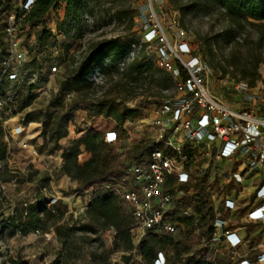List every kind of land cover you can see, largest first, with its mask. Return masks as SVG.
<instances>
[{"label":"rangeland","instance_id":"rangeland-1","mask_svg":"<svg viewBox=\"0 0 264 264\" xmlns=\"http://www.w3.org/2000/svg\"><path fill=\"white\" fill-rule=\"evenodd\" d=\"M189 1L91 0L97 9L93 14L94 24L86 28L84 35L81 16L79 23L74 19L70 20L65 13L66 5L61 2L45 16V25L49 31L46 32L41 46H36V29L22 32L20 46L27 49L25 72L39 71L42 80L34 89L36 97L32 104L21 111L16 107L15 81H10L6 77L1 80L5 99H0L4 102L0 106V124L3 129V139L8 146L6 151L8 156L0 162V264H13L12 261H17V264H56L57 258H54V253L50 255L44 250L43 245L50 241L49 237L38 232L22 235L16 228L5 229L4 225H7V221L4 222L3 219L12 215L19 201H28V197L34 195L33 188L24 192L29 185L28 182L44 184L45 187L41 192L39 189V192L43 193L50 202H53L55 197L62 199L76 190L82 191L80 187L82 185H76L61 170L60 150L64 148L70 137L83 129L112 128L117 134L121 133L120 124L124 121L122 117L124 115L121 116L117 111L122 114L130 113L133 124L130 134L121 133L123 139L110 144L118 151L121 158L127 156L134 138L139 139L147 135L148 129L140 119L143 116L145 120L149 119V112L153 113L158 104L159 94L154 87L168 83L167 74L158 65L157 48L145 38L148 30L146 25L151 21L161 23L173 42H178L180 39L186 42L193 55L198 56L208 65L212 71L211 83L214 88L225 91L232 89L240 81L248 82L250 86L257 88L262 86L264 44L261 47L256 45L255 29L249 24H245L242 29L234 28L218 5H211L207 11L201 10L196 14L189 13L182 16L176 5ZM150 2L154 16L149 15L148 12ZM20 4L21 0H0V33H3L8 16L16 14ZM177 32L183 33L180 39ZM109 38L119 39L125 48L134 41L142 43L143 48L137 61L138 65H142L141 68L144 67L149 72V76L145 78L146 90L136 94L126 83L129 75L122 76L116 70L106 72V82L99 88L89 84H82L74 91H66L62 88L63 85L67 86L70 83L67 79L70 69L68 63L71 61L73 51L81 47L89 48L92 43ZM257 54H261L262 57L257 70L246 72L245 66L248 61ZM32 59L36 62L33 63ZM53 65L59 66L60 71L49 77V68ZM97 91H102L99 98L96 97ZM86 99L99 102L91 113L88 112V104L84 102ZM70 104H77L79 109L68 112V134L59 140L57 146L47 140L42 123L39 122L41 133L29 139V143L39 154L34 159L29 151L21 146L20 138L10 136L9 131L18 123L28 125L29 121L25 118L27 111L33 109L66 111ZM101 105L106 106L109 112L107 116L98 115L97 109ZM16 178L23 182L18 183ZM96 188H99L98 184H94L90 189L93 192L90 193V197L97 192ZM220 190L224 194L227 191L229 193L230 187H223ZM215 203L216 201H213L212 205ZM243 205V203L240 205L237 212L224 213L230 219V226L246 225L244 245L234 252V249L223 243L214 246L207 244L205 253L208 262L216 263L219 259L220 264H235L247 256L250 247H264L261 225L243 220ZM82 223H90L86 210L79 208V210L74 209L73 212L64 211L62 218L49 232L56 233L59 229L63 234H68L69 227ZM14 232L17 233L16 236ZM111 234L112 231L107 233L76 231L68 235L66 249L67 255L72 258L71 264H88L90 257L95 254L98 256L95 258L97 264H149L142 259L137 249L131 253L120 251L119 244L113 239L110 241ZM171 236L174 242L179 243L182 250L189 249L193 252L204 246V239L195 226H186L184 230H177ZM57 241L59 242V239H55L54 243ZM134 241L137 245L136 236ZM163 250L167 256L165 264H178L172 245H168Z\"/></svg>","mask_w":264,"mask_h":264},{"label":"built area","instance_id":"built-area-1","mask_svg":"<svg viewBox=\"0 0 264 264\" xmlns=\"http://www.w3.org/2000/svg\"><path fill=\"white\" fill-rule=\"evenodd\" d=\"M36 1L21 0L17 13L8 16L2 37L7 54L2 61L0 81L6 77L19 83L24 78L37 88L42 80L39 72H20L27 60V49L20 46L24 31L20 27ZM150 5L149 15L154 16L151 2ZM85 6L81 14L83 35L94 24L93 14L97 9L91 0H85ZM146 27V41L157 48L158 65L167 74L168 83L154 87L159 94L158 104L154 115L142 121L148 129L143 138L151 139L155 145L142 163L126 164L123 182L117 186L122 202L133 215L131 233L138 243L152 233L172 235L185 229L181 218H191L199 232L196 214L190 207H177L176 202L183 195L196 193L197 182L205 178L213 212L207 244L223 243L235 252L245 243L238 232L246 233L247 228L230 226L225 211L237 212L243 203V220L259 223L264 234V82L260 88L240 81L232 89H216L211 83L212 71L180 39L182 32H177L180 41L173 42L161 23L151 21ZM142 48L140 42L130 44L125 57L116 63L120 75L128 73ZM87 50L81 47L73 51L68 66L77 67ZM59 71V66L53 65L48 76ZM148 76L146 69L135 71L126 83L136 94H141L147 88ZM87 80L95 87L103 86L106 82L103 68H94ZM101 94L99 91L96 97ZM3 103L0 101V106ZM23 132L22 125H17L9 134L14 138ZM105 140L112 144L120 139L115 131H109ZM20 143L31 155H38L28 139H20ZM228 186L229 193L221 192L220 189ZM213 201L218 204L212 205ZM257 248L253 246L248 251ZM166 259L165 251L159 250L153 264H165ZM262 262L264 251L256 255L255 262L244 257L235 264Z\"/></svg>","mask_w":264,"mask_h":264},{"label":"trees","instance_id":"trees-1","mask_svg":"<svg viewBox=\"0 0 264 264\" xmlns=\"http://www.w3.org/2000/svg\"><path fill=\"white\" fill-rule=\"evenodd\" d=\"M64 3L66 5V16L71 20L80 22V16L86 9L85 0H37L32 8L27 12L21 30L36 29V46L43 44L45 34L49 29L45 25L46 14L57 4ZM211 5L220 6L231 25L234 28L242 29L245 24L251 25L257 32L256 45L261 47L264 44V0H190L187 3H178L176 6L182 16L189 13H198L201 10L207 11ZM5 6V5H3ZM3 33H0V73L2 70V61L6 56L5 42L3 41ZM130 45L124 47L117 38L102 39L90 45L86 54L82 58L79 65L70 68L67 79L70 83L65 86L66 91H74L82 84L94 86L87 80L88 75L96 67H102L104 73L116 70V63L121 61L128 52ZM35 63V59H32ZM262 61L261 54H257L250 59L245 66V71H256ZM25 64V63H24ZM21 68V74L25 73L26 64ZM142 66V65H141ZM138 61H135L128 71L129 78H133V72H141L145 68H141ZM39 72V71H38ZM40 73V72H39ZM41 74V73H40ZM12 81V80H10ZM17 109L19 111L29 107L34 101L36 94L33 89L36 85L21 79L19 83L15 81ZM0 99H5V93L0 81ZM88 104V112H93L98 101L84 100ZM77 104H70L66 111H43L41 109L29 110L26 113V121L41 122L43 133L48 141H52L57 146L60 139L68 134L67 122L68 112L78 110ZM98 115L109 114L106 106L101 105L97 109ZM121 137V134H118ZM106 142L104 133L85 129L78 137L70 140L69 146L65 148L61 154L62 166L61 170L68 175L71 180H77L82 186L99 185V193L87 205L86 214L89 219L103 229L112 228L116 232V239L120 241L124 250L137 249L143 260L149 264L153 261L159 250L165 249L168 245H172L175 258L178 264H220V262L210 263L207 261L205 246L211 236V219L213 212L211 209V201L209 193L206 190L205 178L197 182L198 191L193 194H186L178 198L176 206L190 207L198 217V225L200 227V235L204 239V246L191 252L189 249H180L179 243L174 242L171 235L157 236L149 234L144 240L135 245L132 241L131 227L133 224V215L128 206L125 205L118 192L117 186L123 182L124 169L126 164L137 162L142 163L145 155L155 145L154 141L148 138H134L132 145L126 157L121 158L118 151ZM7 143L3 139V129L0 124V162L5 159L7 151ZM83 150L90 154L89 158L79 162V155ZM22 183V180H18ZM49 199L40 194L32 202L19 201L15 206L11 216L3 219L7 221V228L19 229L22 235L29 232H45L50 228H54L59 219L64 215V211L54 205L48 206ZM186 226L193 227L194 223L191 218H181ZM76 231L96 232L94 225L90 223H82L69 227V233L63 234L57 229V235L64 243L68 235ZM64 235H66L65 238ZM251 261L256 260V251H252L248 255ZM17 264V261H12Z\"/></svg>","mask_w":264,"mask_h":264},{"label":"crops","instance_id":"crops-1","mask_svg":"<svg viewBox=\"0 0 264 264\" xmlns=\"http://www.w3.org/2000/svg\"><path fill=\"white\" fill-rule=\"evenodd\" d=\"M117 113L118 114H120L121 116L122 115H124V116H122V117H124V121H122V123L120 124V132L122 133V134H126V135H128V134H130L131 133V129H132V127H133V124H132V117L130 116V113L128 114V113H124V114H122V113H119L118 111H117ZM154 115V111H153V113L152 112H149V117L151 118L152 116ZM145 117L143 116L141 119H140V121L142 122V121H145V119H144ZM17 125H22V127H23V130H24V132L21 134V135H19V136H14V137H17V138H20V139H28V141H29V139L30 138H34V137H36V136H38L40 133H41V128L39 127L40 126V124H39V122L38 123H36V122H32V121H29V123H28V125L27 124H20V123H18ZM16 125V126H17ZM85 129H83V130H80V131H78V134H75L74 136H72V137H70L69 139H68V142H67V144L64 146V148H62L61 150H60V159L62 160V157H61V154H62V152H63V150L65 149V148H67L68 146H69V141L71 140V139H73V138H75V137H78L79 135H80V133L82 132V131H84ZM97 131H100V132H102V133H104V137H105V134H106V132H109V131H115V129H112V128H99ZM116 132V131H115ZM121 133H118V134H121ZM66 137V136H65ZM63 139V138H62ZM123 138H121L120 137V140H122ZM30 154V153H29ZM39 155V154H38ZM37 155V156H38ZM6 156H8V155H6ZM30 156L34 159L35 157H37V156H33V155H31L30 154ZM89 156H90V154L88 153V152H86V151H84L83 150V147H82V153L79 155V162L80 163H82L83 161H85L86 159H88L89 158ZM31 161V160H30ZM62 166V165H61ZM66 175V174H65ZM67 177H69L68 175H67ZM70 178V177H69ZM76 185H78V186H80L81 185V183L79 182V181H77V180H72ZM28 186L24 189V192H27V191H29V190H31V188H33V194L34 195H32L31 197H28V201L29 202H32V201H34L35 199H36V197H37V194H39L40 195V192L42 191V189L45 187V185L44 184H42V183H38V184H33V183H31V182H28ZM93 186L94 185H87V186H80L81 187V190L82 191H78V190H76L74 193H72L70 196H66V197H62V199L61 198H59V197H55L54 198V200H53V202L51 201V202H49V204H48V206H50V207H53L55 204H57L56 206H58L59 208H61L63 211H70V212H73L74 211V209H76V210H79V208L80 209H82V210H86V208H87V205L89 204V203H91L92 202V200L98 195V193H99V188H96L97 189V192L92 196V197H90L91 195H90V193H93L92 191H90V189L91 188H93ZM39 189H40V192H39ZM79 192H81V194H84V195H81ZM79 193V194H78ZM41 194H43V193H41ZM64 200V201H63ZM87 215V214H86ZM88 217V216H87ZM88 219H89V217H88ZM90 220V219H89ZM90 224H92V225H94V227L96 228V232H93V233H98V232H100V231H105L106 233L107 232H109V231H112V234L110 235V241L113 239V240H115L118 244H119V248H120V251H123V252H129V253H131V252H133L134 250H135V248L134 249H132V250H124L123 249V247H122V245H121V243H120V241L119 240H117L116 239V232H115V230L114 229H112V228H109V229H103V228H101V227H99L98 225H96L94 222H92L91 220H90ZM5 226V229H8L7 228V226L6 225H4ZM12 230H13V228H11ZM15 229V228H14ZM51 229V228H50ZM49 229V230H50ZM17 231H19V229H16ZM49 230L48 231H45V232H38L40 235H45V236H47V237H49L50 239V241L49 242H45L44 243V250H45V252H49V254L51 255V253H54V258L56 257L57 259H56V264H71V260H72V258H69V256L67 255V246H66V244L67 243H64L63 241H62V239H60L59 237H58V235H57V232L56 233H54V232H49ZM52 231V230H51ZM20 232V231H19ZM29 233H32V232H29ZM29 233H27V234H29ZM33 233H35V232H33ZM239 233V236L240 237H244L245 239H246V233H245V231H240V232H238ZM21 234V233H20ZM27 234H25V235H27ZM14 235L16 236L17 235V233L16 232H14ZM95 235V234H94ZM106 235V234H105ZM107 236V235H106ZM66 237V235H64V237L63 238H65ZM67 239H68V237H66ZM55 239H59V242L57 241L56 243H54V241H55ZM132 241H133V243L136 245V243H135V241H134V237L132 236ZM244 245V244H243ZM251 248V247H250ZM249 248V249H250ZM254 251H256V255L260 252V251H264V249L263 248H260V247H258L256 250H254ZM98 256L95 254V255H93L92 257H90V259H89V261H88V264H97L96 263V261H95V258H97ZM245 258H248V255L245 257ZM215 259H216V257H215ZM217 261L218 262H220L219 261V259H217ZM253 262H255V261H253ZM100 264H102V263H100ZM262 264H264V262H262Z\"/></svg>","mask_w":264,"mask_h":264},{"label":"snow or ice","instance_id":"snow-or-ice-1","mask_svg":"<svg viewBox=\"0 0 264 264\" xmlns=\"http://www.w3.org/2000/svg\"><path fill=\"white\" fill-rule=\"evenodd\" d=\"M110 139L112 138V137H109Z\"/></svg>","mask_w":264,"mask_h":264}]
</instances>
